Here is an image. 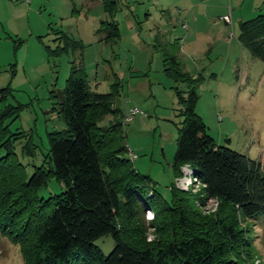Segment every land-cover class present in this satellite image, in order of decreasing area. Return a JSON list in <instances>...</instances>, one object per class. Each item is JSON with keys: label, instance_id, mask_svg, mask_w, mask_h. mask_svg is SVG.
I'll list each match as a JSON object with an SVG mask.
<instances>
[{"label": "rangeland", "instance_id": "1", "mask_svg": "<svg viewBox=\"0 0 264 264\" xmlns=\"http://www.w3.org/2000/svg\"><path fill=\"white\" fill-rule=\"evenodd\" d=\"M115 1L110 16L101 0H0V89L9 88L0 109L17 108V117L8 123L11 133L25 137L16 142L15 154L26 177L45 160L47 133L66 127L54 96L74 65L98 93H108L114 81L121 84L114 106L123 116L131 108L139 111L123 126L136 172L149 177L166 201L172 185L182 194L198 195L201 186L187 187L189 174L182 168L178 177L172 168L182 122L173 88L185 86L164 75L159 48L172 52L175 46L181 67L203 78L195 111L208 134L216 145L259 161L264 172V62L253 59L237 39L241 22L264 14V0ZM101 21L117 24V39L106 38ZM63 36L73 44L65 48ZM198 66L205 69L199 75ZM108 121L105 117L100 126ZM26 140L35 146L33 156L21 154ZM63 190L50 178L37 196L45 199ZM197 207L210 216L217 201H199ZM153 215L148 208L147 243L156 239ZM245 226L253 264H264V216ZM95 244L104 255L114 246L109 236ZM0 264H24L19 246L1 233Z\"/></svg>", "mask_w": 264, "mask_h": 264}, {"label": "trees", "instance_id": "2", "mask_svg": "<svg viewBox=\"0 0 264 264\" xmlns=\"http://www.w3.org/2000/svg\"><path fill=\"white\" fill-rule=\"evenodd\" d=\"M101 2L113 16L116 1ZM103 26L107 39L118 38L116 23L101 21ZM63 38L65 48L73 44ZM237 39L253 59L264 62V14L241 22ZM159 51L164 75L185 86L173 88L182 122L172 168L179 177L188 166L201 185L199 194H182L172 185L166 201L149 177L136 172L123 133L124 116L114 106L121 84L114 81L108 93H98L83 70L72 65L54 96L66 127L47 133L45 160L29 177L15 154L16 142L25 137L9 130L17 108L0 109V233L19 246L24 264H253L245 224L264 216L260 162L216 145L195 111L202 76L184 71L178 46ZM8 92L0 89V102ZM105 117L107 125L100 126ZM34 151L26 140L21 154L33 156ZM50 178L64 190L39 198L37 192ZM204 200L217 201L213 215L198 209ZM148 208L157 233L147 243ZM104 236L114 243L107 255L95 244Z\"/></svg>", "mask_w": 264, "mask_h": 264}, {"label": "built area", "instance_id": "3", "mask_svg": "<svg viewBox=\"0 0 264 264\" xmlns=\"http://www.w3.org/2000/svg\"><path fill=\"white\" fill-rule=\"evenodd\" d=\"M24 1L28 2V0H24ZM222 20L224 22H226V23L229 22V19L226 16H223ZM138 113H139V111L137 109H134V108L128 109L127 112H126V114H125V116L123 117V120H122L123 124L126 125L127 123H129V121L135 115H137ZM129 156H131L130 152H129ZM183 171L186 172L187 174H189V177H190L189 178L190 179L189 181H185V184L187 185V187L188 186H192V184L195 183V182H197L198 185H200L198 179L193 176V172H192V170L188 166L183 167ZM183 188H185V186ZM151 217L152 216H150V218ZM150 218H148V219L151 220Z\"/></svg>", "mask_w": 264, "mask_h": 264}, {"label": "crops", "instance_id": "4", "mask_svg": "<svg viewBox=\"0 0 264 264\" xmlns=\"http://www.w3.org/2000/svg\"><path fill=\"white\" fill-rule=\"evenodd\" d=\"M241 47H242V46H241ZM242 48H243V47H242ZM249 54H250V53H249ZM182 67H183V66H182ZM183 69H184L185 72H187L185 67H183ZM204 70H205L204 68L198 66V71H197L196 74L199 75V73L203 72ZM210 75H211V78H212V77H215V74H214V73H211ZM192 77H194V76H192Z\"/></svg>", "mask_w": 264, "mask_h": 264}]
</instances>
